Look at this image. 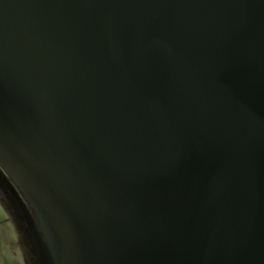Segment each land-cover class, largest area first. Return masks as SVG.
<instances>
[{"label":"water","instance_id":"1","mask_svg":"<svg viewBox=\"0 0 264 264\" xmlns=\"http://www.w3.org/2000/svg\"><path fill=\"white\" fill-rule=\"evenodd\" d=\"M0 165L60 264H264V0H0Z\"/></svg>","mask_w":264,"mask_h":264},{"label":"rangeland","instance_id":"2","mask_svg":"<svg viewBox=\"0 0 264 264\" xmlns=\"http://www.w3.org/2000/svg\"><path fill=\"white\" fill-rule=\"evenodd\" d=\"M13 182L0 166V264H60L59 237Z\"/></svg>","mask_w":264,"mask_h":264},{"label":"flooded vegetation","instance_id":"3","mask_svg":"<svg viewBox=\"0 0 264 264\" xmlns=\"http://www.w3.org/2000/svg\"><path fill=\"white\" fill-rule=\"evenodd\" d=\"M1 166V165H0ZM2 167V166H1ZM2 169H4L3 167H2ZM5 171V170H4ZM7 173V172H6ZM8 174V173H7ZM10 177V176H9ZM10 179L12 180V178L10 177ZM12 182H13V180H12ZM14 183V182H13Z\"/></svg>","mask_w":264,"mask_h":264}]
</instances>
